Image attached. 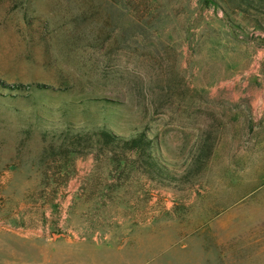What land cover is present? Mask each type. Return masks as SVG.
<instances>
[{"label": "rangeland", "instance_id": "1", "mask_svg": "<svg viewBox=\"0 0 264 264\" xmlns=\"http://www.w3.org/2000/svg\"><path fill=\"white\" fill-rule=\"evenodd\" d=\"M244 1L0 0V264H264Z\"/></svg>", "mask_w": 264, "mask_h": 264}, {"label": "trees", "instance_id": "2", "mask_svg": "<svg viewBox=\"0 0 264 264\" xmlns=\"http://www.w3.org/2000/svg\"><path fill=\"white\" fill-rule=\"evenodd\" d=\"M244 2H246V0L244 1ZM9 87V86H8ZM20 86H15L14 87V89H17V88H19ZM98 134H100L101 135V137H103V139L104 140H106L105 138H108V133L106 132V131H104V132H101V131H99V132H97ZM140 140L139 139H137V138H133V143H136V142H139Z\"/></svg>", "mask_w": 264, "mask_h": 264}]
</instances>
